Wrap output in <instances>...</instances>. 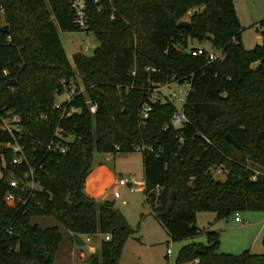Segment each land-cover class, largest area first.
Masks as SVG:
<instances>
[{
    "label": "trees",
    "instance_id": "obj_1",
    "mask_svg": "<svg viewBox=\"0 0 264 264\" xmlns=\"http://www.w3.org/2000/svg\"><path fill=\"white\" fill-rule=\"evenodd\" d=\"M113 4L114 19L111 10L90 3L89 27L99 45L91 54L75 52L71 62L60 39V31L80 30L69 0H0V25L10 29L0 30V264L55 263L65 237L58 226L33 223L35 217H54L73 244L74 233L105 236L85 264H119L134 230L111 201L86 194L95 152L142 148L145 200L172 241L199 236L202 230L192 227L199 211L227 219L264 210V61L251 66L264 59V44L245 47L234 0ZM189 10L192 26L178 24ZM260 23L264 34V18ZM193 39H209L221 56L192 54ZM172 74L179 84H190L186 121L178 128L173 125L177 106L169 99L152 104L147 119L140 113L149 89L170 82ZM71 79L85 89L64 103L63 116L54 105ZM7 110L21 117L22 132L14 136L1 128ZM16 140L28 164L13 163L16 154L6 144ZM51 141L67 152L48 150ZM219 166L227 173L224 180L214 177ZM31 168L35 190L26 177ZM14 179L17 190L10 186ZM10 190L18 196L13 205L5 200ZM205 234L207 243L183 246L176 264L196 259L197 264H264V253H223L220 233Z\"/></svg>",
    "mask_w": 264,
    "mask_h": 264
},
{
    "label": "rangeland",
    "instance_id": "obj_2",
    "mask_svg": "<svg viewBox=\"0 0 264 264\" xmlns=\"http://www.w3.org/2000/svg\"><path fill=\"white\" fill-rule=\"evenodd\" d=\"M234 4L240 23L243 25L241 40L245 47L251 49L257 44H264V34L260 23V20L264 18V0H234ZM190 14L187 12V15L182 19L189 20ZM60 39L71 62L75 52L91 54L99 45L98 38L93 31H60ZM191 41L193 45L214 49L209 39L203 41L193 39ZM214 50L216 53L221 52ZM69 84L75 90L84 91L85 89L78 79H71ZM189 88L188 83L174 82L170 89L164 91L165 95H171L174 92L179 99L186 100ZM67 96V93L56 96V102L64 104ZM174 103L178 109L183 106V103L178 99H174ZM62 109V115L66 116L65 108ZM56 132L59 133L58 129ZM91 167L85 182L86 194L96 201L99 200L98 202L101 200L111 201L114 208L127 218L134 230V233L123 245V254L119 264H176L179 250L183 246L194 241L206 244L207 234L205 233L211 230L220 233L219 251L223 253L240 255L249 251L255 255H263L264 210L238 212L242 223H236L235 214L227 219H218L212 211H199L196 215V224L202 230L199 236L193 239L172 241L165 229L153 216L152 205L145 200L142 151L113 153L112 155L109 152H95ZM213 173L214 177L220 180H224L227 174L225 170L219 168L213 170ZM0 175H2L1 171ZM122 176L129 178L133 176L135 181L141 184L136 187L135 192H131L128 187H121L118 184V180ZM116 190L120 192V198L114 197ZM32 221L41 224L43 227L58 226L65 237L54 264H85L91 254L99 251L101 243L105 239V236L101 234L91 236L89 239L82 235L85 245L78 247L70 241L68 232L54 217H35ZM168 249L170 254L167 252ZM193 263L194 261L188 264Z\"/></svg>",
    "mask_w": 264,
    "mask_h": 264
},
{
    "label": "built area",
    "instance_id": "obj_3",
    "mask_svg": "<svg viewBox=\"0 0 264 264\" xmlns=\"http://www.w3.org/2000/svg\"><path fill=\"white\" fill-rule=\"evenodd\" d=\"M90 3L95 4L96 8L99 11L111 10L110 16L112 19H114L115 16L117 15V9H115V7H114L113 0H69V7H70V10H71L72 15H73V22H74L75 26L78 27L82 31L83 30L92 31V30H90V27H89L90 26V13H89L88 7H89ZM189 13H192V10H189ZM191 52L194 55H203L206 53L207 57L210 58L211 60L217 59L218 57L221 56V52L216 53L214 49H208L206 47H202L199 45H196L195 47L191 48ZM148 68L152 72L157 70V68L155 66L148 67ZM4 73L8 74V70L4 69ZM171 78L172 79L170 82L165 83V84L154 83V85L149 89V91H150L149 100L142 105V108L140 110L142 119L148 118L149 112L152 110V104H154V103H158L160 101L164 102L168 99L170 101H174V99H178L184 105L186 100L179 99L178 96L174 92L171 95H165V91H164L165 89H170L171 84L174 82L178 83L177 82L178 80L175 77V74H172ZM80 92H83V90L72 89V86L70 84H68L66 86V93L68 95L66 103L71 101L72 99H74L73 98L74 95L77 93H80ZM54 107L56 109L65 108L64 111L66 113V107H64V104L56 102ZM73 111H77V110L72 109L71 112H73ZM90 111L92 114H95L97 112V105L95 103H92L90 105ZM71 112L67 111V114H70ZM185 121H186V116H185V112H184L183 106H182L180 109L177 108V110H176V113L173 117V125L176 128H178V127H181ZM1 128L3 130H6L8 133L12 134L13 136H14V132H16V131L18 133L22 132L21 117L17 113H14L11 110H7L5 113V116L2 117ZM57 135L62 137L60 133H57ZM6 147L8 149H11L12 151H14V153L16 154V157L13 160L14 164H17V163L20 164L23 162H26L27 164L29 163V159L26 156V153H25L22 145H20L18 140H16L15 143H7ZM116 149L119 150V147H116ZM141 149L142 148L138 147V150H141ZM48 150H50V151L51 150H60L62 153L67 152L66 148L64 146H62L59 141L58 142L51 141V143L48 145ZM110 154L112 155L113 153L110 152ZM218 168L221 170H224L223 166H219ZM257 174H256V176H257ZM256 176L253 177L254 180H255ZM26 177H28L30 179L28 186L30 187L31 190H35V189L39 188V186H37V184L34 181V169L33 168H31L28 171V173L26 174ZM118 184L121 187L122 186L128 187L131 192H135L137 190L136 187L139 186L141 183L135 182L133 178L122 176L118 180ZM10 186L12 188H14L15 190H17L19 188V181L15 180V179L12 180L10 182ZM114 197L115 198L121 197V194L118 190L115 191ZM17 198H18V196L16 195L15 191H13V190H10L5 196L6 202L8 204H12V205L16 202ZM235 215H236V221L242 222V219L240 218L238 213H236ZM9 233L11 234L12 230H9ZM89 238H91V237L88 236V239ZM106 238L109 239L110 236L106 235ZM168 252L171 253L169 249H168ZM195 261L198 263V259H196Z\"/></svg>",
    "mask_w": 264,
    "mask_h": 264
},
{
    "label": "water",
    "instance_id": "obj_4",
    "mask_svg": "<svg viewBox=\"0 0 264 264\" xmlns=\"http://www.w3.org/2000/svg\"><path fill=\"white\" fill-rule=\"evenodd\" d=\"M178 24H180V25H182V26H186V27H187V26H192L190 20H188V19H187V20L181 19V20L178 22ZM0 30H2V31H4V32H9V30H10V29H9V24H8V23H3V24H1V25H0ZM263 61H264V59H259L258 61L252 63V65H251L252 68H253V69H256L260 64L263 63ZM8 82H9V84H10L11 86H14V84L16 83V82H15V79H14V80H13V79H12V80H9ZM75 139H76V136H72L71 139H70V141H71V142H74ZM227 139H228L229 141H231L235 146H238L236 140L233 138V136H232L230 133L227 134ZM114 211H116L115 208H114ZM192 227H193L194 229H199V226H198L197 224H193ZM73 237H74V243H75L76 246H78V247H83V246L85 245V241H84V239L81 237V235H79V234H77V233H74V234H73Z\"/></svg>",
    "mask_w": 264,
    "mask_h": 264
},
{
    "label": "crops",
    "instance_id": "obj_5",
    "mask_svg": "<svg viewBox=\"0 0 264 264\" xmlns=\"http://www.w3.org/2000/svg\"><path fill=\"white\" fill-rule=\"evenodd\" d=\"M130 178H133L134 179V177L132 176V177H130ZM134 181H135V179H134ZM136 182V181H135ZM144 183V182H143ZM145 184V183H144ZM145 188V187H144ZM99 201V200H98ZM100 202H103L102 200L100 201ZM235 221H236V217H235ZM236 223H242V222H237L236 221ZM82 236V235H81ZM194 242H197V241H194ZM168 252V251H167ZM170 254V253H169ZM193 264H197V262L196 261H194V263Z\"/></svg>",
    "mask_w": 264,
    "mask_h": 264
}]
</instances>
